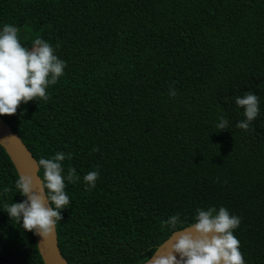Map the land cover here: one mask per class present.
Returning a JSON list of instances; mask_svg holds the SVG:
<instances>
[{
    "label": "trees",
    "instance_id": "obj_1",
    "mask_svg": "<svg viewBox=\"0 0 264 264\" xmlns=\"http://www.w3.org/2000/svg\"><path fill=\"white\" fill-rule=\"evenodd\" d=\"M3 24L26 48L58 45L66 62L47 101L0 118L37 161L71 153L63 174L80 179L56 225L69 264H145L209 206L239 216L245 264H264V0H0ZM248 92L260 112L241 130L234 98ZM221 116L227 129L215 127ZM17 177L0 145V204L23 200ZM174 214L175 230L164 223ZM1 258L44 264L34 234L4 211Z\"/></svg>",
    "mask_w": 264,
    "mask_h": 264
},
{
    "label": "clouds",
    "instance_id": "obj_2",
    "mask_svg": "<svg viewBox=\"0 0 264 264\" xmlns=\"http://www.w3.org/2000/svg\"><path fill=\"white\" fill-rule=\"evenodd\" d=\"M57 47L36 38L26 48L19 42L15 25H0V116L15 114L21 103L49 99L46 90L58 82L66 67V62L55 54ZM168 94L170 98L177 95L175 89H170ZM234 104L242 108L244 117L236 127L247 130L260 112L259 98L248 92L242 97L236 96ZM215 127L227 129L228 121L221 116ZM70 158L71 153L56 151L51 158L41 157L37 161L38 168L43 169L39 192L31 175L19 173L14 189L23 200L0 204V211L41 239L50 236L62 220L61 210L70 204L65 190L67 184L80 179L72 167L63 174V162ZM99 175V170L84 174L85 188H95ZM164 223L175 230L181 223L179 214L169 216ZM239 224V216L230 214L224 206L197 208L194 222L186 227L191 231L181 232L166 254H157L158 248L146 264H245L240 242L234 235Z\"/></svg>",
    "mask_w": 264,
    "mask_h": 264
},
{
    "label": "water",
    "instance_id": "obj_3",
    "mask_svg": "<svg viewBox=\"0 0 264 264\" xmlns=\"http://www.w3.org/2000/svg\"><path fill=\"white\" fill-rule=\"evenodd\" d=\"M0 145L6 151L12 161L17 173L31 175L35 189L39 192L41 177L40 168L37 166V159L28 149L22 138L14 132L11 126L0 118ZM191 231V229H180L175 231L162 245H160L157 254H166L170 246L181 232ZM38 251L43 259L44 264H69L63 256L59 244L57 228L47 238L41 239L40 236L34 235ZM4 263H10L8 260L1 258ZM146 264V263H145Z\"/></svg>",
    "mask_w": 264,
    "mask_h": 264
}]
</instances>
